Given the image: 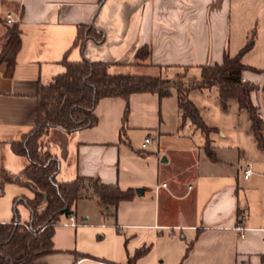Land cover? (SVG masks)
<instances>
[{"label": "crops", "instance_id": "crops-1", "mask_svg": "<svg viewBox=\"0 0 264 264\" xmlns=\"http://www.w3.org/2000/svg\"><path fill=\"white\" fill-rule=\"evenodd\" d=\"M3 1L22 41L13 75L0 65V172L19 174L29 164L11 143L34 126L38 88L66 70L65 57L109 62L112 73L170 77L181 67L221 63L225 51L236 56L254 37L242 58L249 66L243 80L256 86L252 101L264 114V0ZM81 25L94 27L102 41L86 36L83 45L75 44ZM144 46L151 53L140 59ZM239 110L231 132L223 131L220 152L211 137L220 129L209 125L217 127L210 134L214 158L205 151L204 134L189 121L182 124L176 93L106 97L96 107V125L73 133L51 130L46 147L60 159L58 180L97 177L134 189L135 197L116 209L97 198L79 200L76 223L68 217L56 226L47 264H128L143 248L147 252L135 264H264V120L259 145L249 113ZM149 136L154 142L143 147ZM248 162L253 174L245 178ZM22 195L35 194L25 185H4L0 222L13 221L15 198ZM84 200L98 210L100 222L79 216ZM16 208L28 222L29 208ZM87 234L92 240L86 245ZM76 251L89 256L79 258Z\"/></svg>", "mask_w": 264, "mask_h": 264}, {"label": "trees", "instance_id": "trees-1", "mask_svg": "<svg viewBox=\"0 0 264 264\" xmlns=\"http://www.w3.org/2000/svg\"><path fill=\"white\" fill-rule=\"evenodd\" d=\"M3 36L6 43L0 52V65L7 64V76H12L21 47L20 27L6 23ZM86 36L102 41L103 36L89 25H81L75 44L83 45ZM254 44L252 37L247 45L236 55L225 51L223 61L199 66L200 78H188L189 67H181L172 76L112 73L111 64L104 61H91L83 58L71 61L63 59L66 70L54 77L48 84H41L37 92L35 124L20 140L13 141L12 149L16 154L28 158L29 164L19 174H10L1 169L0 190L6 183H17L31 188L34 197L22 195L15 198V205H26L31 211L28 222H21L15 206L13 221L0 222V264H47L46 256L55 252L53 236L62 216L70 217L79 200L97 198L103 205L115 209L119 203L135 197L134 189L123 190L118 184H106L97 177L78 176L72 181H60V159L46 147V137L51 130L66 133L92 127L97 124L95 113L99 101L106 97H122L129 100L135 93H153L167 97L174 92L182 124L191 122L196 130L205 136L206 153L214 158L216 148L210 134L217 130L205 123L199 107L190 97L195 89L216 87L223 107L230 99H236L240 109L247 110L252 122L251 129L259 145L263 143V120L258 108L252 101V92L256 86L243 80V72L249 69L242 61L245 52ZM151 53L148 46L137 52L140 59ZM129 114L126 107L124 123ZM30 182L37 186L35 189ZM147 252L139 249L129 260L135 264L140 256ZM77 257L88 254L74 252Z\"/></svg>", "mask_w": 264, "mask_h": 264}, {"label": "rangeland", "instance_id": "rangeland-1", "mask_svg": "<svg viewBox=\"0 0 264 264\" xmlns=\"http://www.w3.org/2000/svg\"><path fill=\"white\" fill-rule=\"evenodd\" d=\"M12 10L10 8V4L6 1L0 0V49L2 44L4 43L3 34L6 29V16L8 12ZM13 15V14H12ZM1 51V50H0ZM188 78H200V72L199 70H192L187 74ZM175 93V92H174ZM191 99H193L197 106L199 107L201 111V115L205 122H207V125H217L220 130L214 132L211 134V137L215 139L217 144H219L218 150L219 152L223 150L222 145L225 141V138L222 136L223 131L231 132L232 127V120L236 117L237 113H239V104L236 99H230L227 103V109L224 110L223 104L221 103V99L219 97V92L216 87H213L211 89H195L192 90L190 93ZM223 108V109H222ZM243 113H248L247 110H243ZM247 115V114H246ZM231 119V121H230ZM237 120V119H235ZM47 141L50 142L49 138ZM215 146V145H214ZM216 148V147H215ZM76 208V207H75ZM78 212L80 217H85L90 215V220H88L91 223H98L100 222V214L98 210L95 209L93 205H91L90 202L87 200L81 201L78 205ZM31 213V211H30ZM68 217L62 216V221L67 220ZM30 219V217H29ZM93 232V239L98 240V236L95 235L94 237ZM90 240L92 238L89 234L86 235L84 243L87 245L90 243Z\"/></svg>", "mask_w": 264, "mask_h": 264}, {"label": "built area", "instance_id": "built-area-1", "mask_svg": "<svg viewBox=\"0 0 264 264\" xmlns=\"http://www.w3.org/2000/svg\"><path fill=\"white\" fill-rule=\"evenodd\" d=\"M6 22L8 24H12L15 22L14 17L12 16L11 13H8L6 16ZM245 81V80H244ZM260 117L262 118V120H264V114H260ZM154 142V138L149 136L146 137L144 143H143V147L148 146L149 144ZM243 173H244V177L245 178H249L252 174H253V168H252V163L248 162L246 167L243 168ZM70 222L72 223H76V214L73 213L70 217H69ZM237 230L240 232L241 237L245 236V228L242 225L237 226Z\"/></svg>", "mask_w": 264, "mask_h": 264}, {"label": "water", "instance_id": "water-1", "mask_svg": "<svg viewBox=\"0 0 264 264\" xmlns=\"http://www.w3.org/2000/svg\"><path fill=\"white\" fill-rule=\"evenodd\" d=\"M30 185H32L35 189H37V186H36L35 184H33L32 182H30ZM137 193H138V194H142V193H143V189L138 188V189H137Z\"/></svg>", "mask_w": 264, "mask_h": 264}]
</instances>
